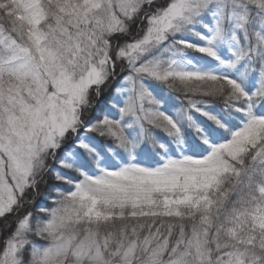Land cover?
Listing matches in <instances>:
<instances>
[{
	"label": "snow or ice",
	"instance_id": "6c2138e0",
	"mask_svg": "<svg viewBox=\"0 0 264 264\" xmlns=\"http://www.w3.org/2000/svg\"><path fill=\"white\" fill-rule=\"evenodd\" d=\"M0 264H264V0H0Z\"/></svg>",
	"mask_w": 264,
	"mask_h": 264
}]
</instances>
